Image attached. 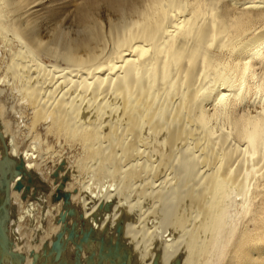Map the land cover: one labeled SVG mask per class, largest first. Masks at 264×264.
Masks as SVG:
<instances>
[{
  "label": "bare ground",
  "instance_id": "6f19581e",
  "mask_svg": "<svg viewBox=\"0 0 264 264\" xmlns=\"http://www.w3.org/2000/svg\"><path fill=\"white\" fill-rule=\"evenodd\" d=\"M39 1L0 0V41L9 31L18 42L3 74L33 112L29 127L44 123L82 156L45 170L56 151L36 137L40 149H22L0 101L10 155L37 174L29 191H12L8 232L24 264L62 263L41 254L62 225L52 195L64 174L70 221L115 241L123 220L128 264H264V0H82L76 31L54 23L47 42L37 26L57 11Z\"/></svg>",
  "mask_w": 264,
  "mask_h": 264
},
{
  "label": "water",
  "instance_id": "95a60500",
  "mask_svg": "<svg viewBox=\"0 0 264 264\" xmlns=\"http://www.w3.org/2000/svg\"><path fill=\"white\" fill-rule=\"evenodd\" d=\"M0 139L4 146V151L0 155V264H24L25 255L14 249V241L9 234L8 224L11 219L12 191H29L34 183L37 174L26 167L23 157L10 155L8 145L2 132ZM62 161L58 168L62 169L65 165ZM69 175L64 174L52 195V201L57 202L63 199V209L59 214L58 221L62 222L60 229L54 235L50 248L44 245L43 256L54 255L55 261H62V264H69L63 260L64 251L69 242L75 245V264H128L129 251L124 249L121 240L123 233V220L116 225V239L105 238L103 235L96 237L93 227L87 229L78 228V220L71 217L76 216V208L71 205V192L65 190ZM91 241L98 243L97 248L89 250L85 261L82 260V251L85 245ZM34 260H37L39 253L32 251ZM154 264H159L158 260ZM174 264H179L176 262Z\"/></svg>",
  "mask_w": 264,
  "mask_h": 264
},
{
  "label": "rangeland",
  "instance_id": "374dc122",
  "mask_svg": "<svg viewBox=\"0 0 264 264\" xmlns=\"http://www.w3.org/2000/svg\"><path fill=\"white\" fill-rule=\"evenodd\" d=\"M37 1H39V0H37ZM41 1H42V3H41ZM53 1V0H52ZM80 1H82V0H56L55 2H53V3H49V0H40L39 2H37V3H40V4H42L40 7H46V6H49L50 7V11L51 10H55L54 11V13L57 11V15L55 16V18H54V20H52V21H50V22H48L47 21V23L48 24H46V22H45V20H39L40 22H42V26L40 25L41 23H39V25L37 26V28H38V30L39 31H42V33H43V36H44V41H45V39L49 36V34L51 35L52 34V32H51V27L49 28V26H55V25H53L54 23L56 24V25H59L60 26V28L62 27V29H63V31H65V32H69V31H73V29H74V27H72V26H74L73 24H72V21H71V18H73V14H74V11L73 10H75V7L74 6H76V4H78V3H80ZM36 8H38V7H36ZM102 8L103 7H101V10H102ZM104 9L105 8H103V10L102 11H104ZM73 11V12H72ZM101 11V16L103 15L102 13H104V12H102ZM106 13H107V11L105 12V14H104V16L106 15ZM108 14V13H107ZM102 16L101 18L102 19H105L107 16ZM70 19V20H69ZM53 22V23H52ZM71 22V23H70ZM37 23H38V21H37ZM44 23V24H43ZM52 23V24H51ZM36 24V23H35ZM34 24V25H35ZM46 24V25H45ZM62 24V25H61ZM48 25V26H47ZM69 26V27H68ZM48 28V33H47V31H44V30H46ZM73 28V29H72ZM41 29H43V30H41ZM44 31V32H43ZM74 31H76L75 29H74ZM73 31V32H74ZM46 32V33H45ZM2 33H4L2 36L4 37V39H5V41L4 42H1L0 44H1V46H2V44H3V46L1 47V49L2 50H0V53H1V51H3L0 55V63H1V65L0 66H2V70H0V88H2V90L3 89H5V90H3V93H2V90H0V101L2 102V104L4 105V107H5V111H6V117H7V119H9L10 121V126H11V128H12V130L16 133V138H17V141H18V143H19V145H20V147L22 148V149H28L29 147H31V146H33L34 144H36L37 145V147H38V149H40L39 148V146H38V143L40 144V142H38V140L39 141H41V144L43 145V147L41 146V144H40V146L42 147L40 150H43V153H46V147H47V145L48 146H50L54 151H56L55 153H50V154H48V155H46L45 156V161L46 162H44V165H42L44 168H45V170L46 169H52V170H54L62 161H65V162H72V161H76L78 158H80L82 155V147L80 146V147H78L77 146V144H72L73 145V147L74 148H72L71 147V144H69V143H65L66 141L64 140V139H61V141H62V143H61V141L58 139V140H56L57 138H55V136H51L50 134H48V137H47V130H46V127H45V124L44 123H42V124H39V125H37V128H34V129H36V133L34 132V130H32L29 126H30V122H31V118H32V116H33V112H32V110L30 109V108H27V104L25 103V102H21V103H19L21 100H20V98L19 97H21V96H19V95H17V94H20V93H17L16 91L18 90L17 89V87H15L16 85L15 84H13V80H11V78H9V77H5V73H6V64H7V62L9 61V59H10V55L9 54H7V53H9L8 51H9V46L10 45H12V43H15V45H17L18 44V42H17V40L15 41V40H13V37H12V35H10L9 33V31H3ZM1 33V34H2ZM6 33L7 34H9V35H6ZM47 34L48 36H46V38H45V34ZM0 37H1V35H0ZM50 37V36H49ZM8 38V39H7ZM9 39H10V41H9ZM48 39V41L50 40L49 38H47ZM47 39H46V41L45 42H47ZM13 41V42H12ZM11 42V43H10ZM17 42V43H16ZM5 43V44H4ZM6 43H7V46H6ZM6 50V51H5ZM4 51H5V54H4ZM5 55V56H4ZM45 57H44V56ZM9 56V57H8ZM41 56H43L48 62V64L49 65H51V64H53V63H58V64H61V65H65L62 61H58V60H56L54 57H51V56H46L45 54H41ZM6 57V58H5ZM4 59V60H3ZM8 60L7 62H6V60ZM50 62V63H49ZM63 63V64H62ZM261 66H259L258 64ZM257 63L256 64H254L255 65V67H257V68H255L256 69V72H259V71H261L262 69V66L264 65V63H263V65H261L262 64V62H260V61H257ZM3 64V65H2ZM5 64V65H4ZM257 65V66H256ZM5 68V69H4ZM5 70V72H4V70ZM258 69V70H257ZM259 69H261V70H259ZM1 71H2V74H3V76L1 75ZM2 77H4V78H2ZM4 79L6 80L7 79V81L5 82L4 81ZM12 81V84L14 85H12L11 83H9L10 82V80ZM4 81V82H2V81ZM9 81V82H8ZM5 84V85H4ZM10 86V87H9ZM11 86H12V89H11ZM10 89L11 90H16L15 92H13V91H11V92H13V93H11V92H9L10 91ZM19 92V91H18ZM15 93V94H14ZM11 94V95H10ZM14 97H13V96ZM17 96V97H16ZM18 98H19V100L20 101H18ZM17 99V100H16ZM18 101V102H17ZM23 104H25V106L24 107H22V105ZM21 105V106H20ZM21 107V108H20ZM243 106H239L238 107V112H243V110L242 109H244V108H242ZM28 112V113H27ZM32 112V113H31ZM30 118V119H29ZM220 118V117H219ZM219 118H213L212 120H211V122H210V124L213 122V120H216V119H219ZM224 121H222V118H220L218 121H219V123H218V121H217V123L215 124V122L216 121H214L213 123L215 124V128H219L220 126L219 125H221L222 124V122H223V124L221 125V127H223V128H221V130L222 129H226L227 128V130H225V131H230L229 133H231V128L230 127H228L229 125H230V123L227 121V120H225V119H223ZM226 121H227V123H226ZM20 123V124H19ZM212 123V125L211 126H213V128H214V124ZM226 123V124H225ZM41 125V126H40ZM217 125V126H216ZM225 126V127H224ZM231 126V125H230ZM45 127V128H44ZM229 128V129H228ZM216 130V132H218V131H221V130H218L217 131V129H215ZM33 131V132H32ZM224 131V130H223ZM32 134V135H31ZM29 135V136H28ZM40 135V137H38ZM34 137H36V138H38V140H37V142L36 143H34L33 141H34ZM47 137V138H46ZM233 137V136H232ZM40 138H41V140H40ZM49 138V139H48ZM234 138V137H233ZM233 138H232V140H233ZM235 140H233V141H235V142H237L236 140V138H234ZM36 140V139H35ZM43 140V141H42ZM60 141V142H59ZM21 143V144H20ZM59 143V144H58ZM46 144V145H45ZM62 144V145H61ZM63 144H65V145H63ZM76 146L78 147V149L76 148ZM71 148L72 149H74V150H71ZM60 159V161L58 162V160ZM46 164V165H45ZM57 164V165H56ZM74 169H75V167H74ZM45 170H44V172H45ZM58 173H59V171H58ZM87 174H83L81 177H80V180H86V178H87ZM49 177L51 178L52 177V175L50 174L49 175ZM83 177V178H82ZM106 179V180H105ZM108 179L109 178H104V180L107 182L108 181ZM103 180V179H102ZM103 180V181H104ZM104 181V182H105ZM89 182H90V184H89ZM97 183V184H99L100 183V181L98 182L97 180H90L89 179V181H88V184L89 185H93V186H96L95 184H92V183ZM253 182V179H252V181H251V183ZM87 184V183H86ZM100 185H102L103 186V183H100ZM83 189H87V187H83ZM102 190H104V188L102 189ZM75 203H77V202H75ZM72 204V203H71ZM74 207V206H73ZM76 208V207H75ZM62 209H63V204H62ZM76 216H78V212H77V209H76ZM75 216V217H76ZM8 227H9V225H8ZM72 246H74V245H72ZM72 246H69V245H67V247L69 248V251H68V253H69V255L74 251V247H72ZM84 252H86V251H82V255L84 254ZM41 255H43V254H41ZM40 254H39V257L41 258L42 256H41ZM71 255H74V252L71 254ZM39 257H38V259H39ZM71 257V256H70ZM83 258H86V257H84L83 256ZM75 260H76V257L74 256V264H75ZM84 261V260H83ZM60 264H62V263H60Z\"/></svg>",
  "mask_w": 264,
  "mask_h": 264
}]
</instances>
